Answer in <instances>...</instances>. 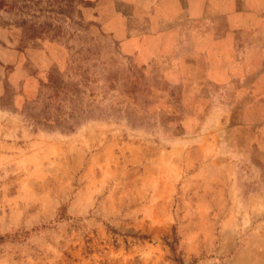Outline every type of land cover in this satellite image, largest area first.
I'll list each match as a JSON object with an SVG mask.
<instances>
[{
    "label": "rangeland",
    "instance_id": "374dc122",
    "mask_svg": "<svg viewBox=\"0 0 264 264\" xmlns=\"http://www.w3.org/2000/svg\"><path fill=\"white\" fill-rule=\"evenodd\" d=\"M195 1L0 0V264H264V105L207 64L264 0Z\"/></svg>",
    "mask_w": 264,
    "mask_h": 264
},
{
    "label": "crops",
    "instance_id": "0c3cea01",
    "mask_svg": "<svg viewBox=\"0 0 264 264\" xmlns=\"http://www.w3.org/2000/svg\"><path fill=\"white\" fill-rule=\"evenodd\" d=\"M103 1L99 0L100 3ZM210 3H212L210 0L206 2L196 0L190 8V13L195 10L198 11L201 4L206 6L209 4L207 7H203L204 9L210 8L213 6ZM103 7L104 5L97 4V8ZM221 7L222 12L226 13L228 8L225 5ZM214 8H216L215 13L218 12L219 6H214ZM161 12L163 13V11ZM244 14L240 10L231 13V16L227 17L226 20L230 28L228 27L227 30L225 28L224 31L209 36L211 39H209L207 64L211 66L213 71L210 80L236 81L241 87L250 89L247 93L250 100H246L242 104L256 103L264 105V18H261V20L258 18L254 22L247 23L249 17ZM113 15H115V12H113ZM197 15H199V12H197ZM155 16L158 17L156 13ZM98 21L103 29L112 34L113 39L119 42L122 49L127 46L129 48L135 47L133 50L138 51L141 41L148 38L154 39L153 37L156 35L159 38V35H161L162 25L159 29L153 27L151 19L142 23L121 22L116 24L106 19L104 14L98 12ZM250 36L253 42H246L247 37Z\"/></svg>",
    "mask_w": 264,
    "mask_h": 264
}]
</instances>
